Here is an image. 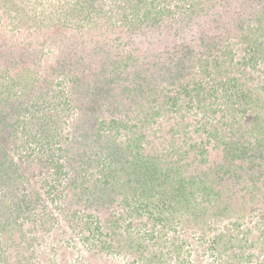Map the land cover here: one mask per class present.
Masks as SVG:
<instances>
[{
	"label": "trees",
	"instance_id": "trees-1",
	"mask_svg": "<svg viewBox=\"0 0 264 264\" xmlns=\"http://www.w3.org/2000/svg\"><path fill=\"white\" fill-rule=\"evenodd\" d=\"M83 1L77 2L80 5ZM159 2L162 4L163 1ZM181 2L186 7L185 0ZM256 3L253 8L255 13L252 10L249 15L236 14L240 23L248 22L250 15L263 19L264 0H256ZM128 4L132 5L128 9L134 10L132 14L135 16L134 23L130 21L123 26H130L127 31L129 33L142 28L143 21L151 24L158 22L157 11L173 13L172 9L164 8L167 4L156 11L160 4L156 5L155 0H128ZM80 9L85 20L102 22V18L99 21L98 18L104 12L103 7L92 12L85 11L84 5ZM74 11L71 10L69 14H74ZM101 24V28H104L105 25ZM233 28L226 26L218 40L196 33L183 48V56L176 58L174 54L167 61V58L152 48L146 57L141 55L134 59L129 53L119 64L115 62L111 67L107 66V62L90 63L87 69H83L82 77L76 76L75 82L78 84L81 80L86 86L82 91L78 85L75 86L72 99H61L64 90H59L58 95L53 94L49 98L51 89H48L44 93L41 91L35 94L28 104L29 90L34 88V80L30 76L20 75L10 82L0 79V239L2 235H7L9 239L17 234V247H26L40 238L36 235L28 239L27 231H24L26 224L31 227L29 233L41 230L42 235H46L61 224L60 219L65 217L69 227L75 231L79 222H82L84 226L78 234L83 235L81 238L84 242L95 246V241L101 239L102 242L97 245L101 250L128 253L139 249L137 252L142 254L131 264H189L190 254L185 248L186 241L178 243L179 239H175L168 243L163 237L171 226L174 227L178 220L184 218L182 224L201 230L198 237V233H194L193 237L199 239L198 245L204 249L199 258L208 254L207 250L218 255L222 262L225 257V264L228 258H231L229 264H246L255 258L256 254H248L247 250L257 249L258 244L264 243V230L247 244V236L251 232L240 230L242 225L239 222L233 221L220 229L221 222L229 213L228 205H231L228 203L224 206L220 188L224 186V181H240L246 175L253 185L246 184L243 189L252 194L260 191L256 185L263 175L260 169L264 166V121L260 114L264 106L259 103V99L255 103L249 101V98L250 103L239 112L252 110L249 131L262 129L263 136L257 138L254 146L251 142L246 145L239 141L226 146L224 156L218 163L200 174L190 170L188 164L182 163L183 156L179 153L182 147L175 138V127L189 125L180 121H175L168 131L172 134L168 145L169 154H177L176 160L164 161L162 157L150 158V155L140 154L141 147L148 140L144 133L147 124L152 125L162 116L169 114L173 117L175 113L183 111L184 114L194 115L201 111L208 117L207 113H216L215 106L219 99L222 100V106L232 107L233 103L239 105L251 94L252 87L249 84L255 81L252 75L251 78H245L244 74L235 78L228 76L234 57L227 41L233 37L247 41V44H243L244 51L250 57L244 56V61L255 70L264 63V43L258 38L247 40V36L243 38L236 35ZM248 29V34L255 35L262 30L259 34L261 37L264 33L262 22ZM109 32L116 33L113 25ZM108 51L106 49L108 57H99L97 61L109 59ZM103 52L100 51V55ZM227 63L228 68L222 69ZM80 65L84 66V61ZM217 79V84H211ZM3 88L6 90L3 91ZM57 96L61 97L59 102L55 101ZM86 96L92 106L83 102ZM107 108L123 116H101L100 113H104ZM54 109L58 112L51 115L50 110ZM73 110L78 113L76 121L71 125L72 130L64 133L63 123ZM136 111L137 115L133 117ZM140 114H144L145 118H141ZM135 120L137 122L133 123ZM138 122H142L143 126H139ZM209 122L205 121L196 129L204 130ZM238 125L243 127L241 122ZM124 131L130 137L126 143L118 139ZM217 131L219 128L205 130L208 138L218 140V145H221L223 141L219 139ZM245 160H250L247 169L243 172L233 169L234 163L241 161L243 164ZM31 175L38 179L39 188L30 184L31 177L34 178ZM67 175L70 177L65 184ZM56 189L58 194L54 196ZM46 196L53 203L57 198L69 197V208L63 210L56 207L60 211L59 217L43 203ZM118 203L123 208L120 212L112 208ZM102 212L106 215L104 218ZM145 216L147 225H151L153 230L149 233L151 238L148 241H155V245L159 246L156 252L145 253V240L132 243L131 236L127 234H132L131 226L142 222L140 219ZM214 217L218 221L209 226L207 221ZM155 232L157 236L152 235ZM103 236L111 237L115 242H103ZM1 244L0 241V264H3L8 262V256ZM237 249L241 252H234ZM18 264L25 263L21 261Z\"/></svg>",
	"mask_w": 264,
	"mask_h": 264
},
{
	"label": "rangeland",
	"instance_id": "rangeland-1",
	"mask_svg": "<svg viewBox=\"0 0 264 264\" xmlns=\"http://www.w3.org/2000/svg\"><path fill=\"white\" fill-rule=\"evenodd\" d=\"M77 1L79 0H0V79L10 82L20 75L30 76L34 80V88L29 90L28 104H30L31 98L35 94L41 91L44 93L48 89H51L49 98L53 94L58 95L59 90H64L63 97L57 96L55 101L59 102L60 98L62 100L65 98L72 99L75 86L78 85L81 91L86 86L83 81L80 80L77 84L75 80L76 76H79V78L83 76V69L88 67L90 63L104 64L107 62V66L111 67L114 66L115 62L119 64V61L122 58L124 60L129 53L134 56V59L141 55L146 57L148 51L152 48L163 55L164 58H167L166 61L174 57V54L176 58H179L184 55L183 48L191 42L196 33L218 40L226 26L229 29L234 27L233 30H235L236 35L243 38L247 36V40L258 38L260 42L264 43V33L261 37L259 36L262 30L256 32L255 35L247 32L248 27H256L261 22L264 27V17L260 20L256 17L253 18L254 15H250L251 19L248 22L240 23L239 16L236 15L242 16L243 13L249 15V12L256 7V0H185L187 8L185 5H181L183 4L182 0H171V2L166 0V3H164L165 0H155L156 5L160 4L156 11L167 4V7L164 8L172 9L173 13L168 14L162 10L157 11L158 22L151 24L143 21L142 28L132 33L127 32L130 26L123 27L125 24H129L130 21L135 22V16L132 14L134 10L128 9L132 6L128 4V0H96L95 3L93 0H84L80 5ZM159 1H163L162 4L164 3V5ZM82 5L86 6L85 11L91 10V12L94 9L103 7L104 12L101 13L102 16L98 18V21L102 18L101 23L105 27L101 28L102 24L100 22L85 20L84 15L79 12L82 11L80 9ZM71 10H75L72 15L69 14ZM111 25L115 27L116 33L114 34L109 32ZM246 42L234 37L228 39L227 44H230L234 57L233 66L228 69V76L235 78L236 76L239 77L240 74H244L245 78H251V75L254 77L255 81L252 80L249 84L252 91H250L251 94L248 98H244L239 105L233 103L232 107L222 106V100L219 99L215 106L216 113H207L208 117H205V113L201 111H198L195 115L192 113L184 114L185 111H183L180 114L175 113L173 117L169 114L160 117L152 125L147 124L148 128L145 129L144 133L147 134L148 140L146 139L147 143H144L141 147L140 154L143 156L150 155V158L152 156L162 157L164 161L176 160L177 154H169L168 146L172 135L168 131L174 126L175 121L189 125L187 127H175V138L178 139V144L182 147L179 150V153L183 156L182 163L188 164L189 169L196 174H200L204 169L206 170L218 163L224 156L223 151L226 146L238 141L243 144L251 142L254 146L257 138L263 136L261 135L262 129L257 128L254 132L249 131L250 122L253 118L252 110L245 113L239 112V110L244 109V106L250 103L248 102L249 98H251L249 101L253 100L255 103L259 99V103L264 106V63L257 66V70L251 64H246L244 56L250 57L249 53L244 51L245 45L243 44H247ZM224 43V46H226V42ZM106 49L109 50V59L98 62L99 57L107 56ZM100 51H104L102 55H100ZM81 61H84V66L80 65ZM228 66L229 63L223 65L222 69L228 68ZM218 81L219 79L214 83L211 82V84L215 85ZM238 83H241V81ZM166 85H168V82ZM5 90L3 88V91ZM84 98L85 105L92 106L87 101L88 97ZM255 103H253V106H255ZM131 110H134V108ZM261 110L260 114H262L264 121V108ZM74 111L70 112L67 120L63 123L64 133L72 130L71 125L78 115ZM56 112H58L56 109L50 110L51 115L56 114ZM100 114L107 118H121L123 116V114L117 113L113 109L108 110V108ZM112 114L114 115L112 116ZM136 115L137 111L133 113V117ZM140 117L145 118L144 114H140ZM207 120H210V122L204 130L199 131L196 129ZM134 122H137V120ZM239 122L243 124L242 128L239 127ZM138 124L143 126L142 122H138ZM207 128L210 130L219 128L216 134L223 141H219L221 145H218V140L208 138L205 132ZM154 131L158 133H154ZM121 135L118 139L122 142L126 143V140L130 138L128 135L126 136L125 131ZM209 141H211L210 144ZM59 145L57 144V146ZM55 147L56 145H54ZM249 166L250 160H245L243 164L241 161H237L234 163L233 169L243 172ZM258 170L257 168L256 171ZM260 170L263 175L260 180H257L256 185V187H260V191L255 194L248 193L243 189L246 184L253 185L251 184L252 181L247 180L246 175L240 181L234 179L224 181V186L220 188L224 206L231 203V205H228L229 213L221 222L220 229L223 225L225 226L233 221L239 222L242 225L240 230L251 232L247 236L249 237L247 244L254 241L257 235L264 230V166ZM69 177L70 175H67L64 180L65 184L68 183ZM37 181L36 177H31L30 184L39 188L40 184ZM57 194L56 189L54 196H57ZM57 199L53 203L46 196L43 203L59 215L60 211L56 210V207H61L63 210L68 209L70 202L69 197ZM118 205L119 203L112 207L115 208L116 212L123 209ZM117 207L118 209H116ZM101 216L104 218L106 215L102 212ZM64 218H62L63 220L60 219L61 224H58L51 233L46 235H42L41 230L29 233L31 227L26 224L24 231H27L28 239L36 235L40 238L23 248L16 245V242H18L17 234L9 239L7 235H2L3 238L0 239L2 242L1 247L8 256V262L3 264H18L21 261L25 264H131L136 258L139 259L142 254V252H137L139 249L128 253H121L119 250L115 251L116 253L101 250L100 247H97L98 243L102 242L101 239L98 242L95 241L97 245L94 243L95 246H93L90 242H84L81 238L83 235L78 234V231L80 232L84 226L82 222H79L78 227H76L77 231H75L74 228L69 227L70 224ZM140 220L144 224L141 225L142 222L140 221L138 224L135 223L131 226L132 234L127 233L131 236L132 243L145 240L143 247L145 253L158 251L159 246L155 245V241H148L151 238L149 233L153 231L152 226L147 225L146 216ZM181 220L184 222V218H181ZM181 220H178L174 227H170L166 235L163 236L164 240H168V243L175 239H179L177 240L178 243L185 240V248L190 254L189 264H225V257L223 263L218 255H213L208 250V254L199 258V254L204 249L199 247V239L193 237L194 233H198V235L196 234V237H198L201 230L200 228H189L187 225L182 224ZM217 221L218 218L214 217L210 218L207 223L210 226ZM152 235L157 236L158 233L155 232ZM213 235L214 233L211 234V236ZM101 238L103 242H115L111 237L103 236ZM256 248L247 250L248 254L255 253L256 257L246 264H264V243L262 245L261 243L258 244ZM234 252L240 253L241 250L237 249ZM230 260L231 258H228L226 264H229Z\"/></svg>",
	"mask_w": 264,
	"mask_h": 264
}]
</instances>
